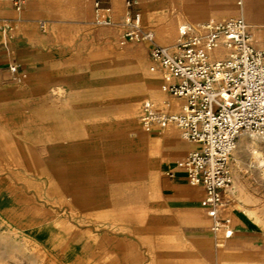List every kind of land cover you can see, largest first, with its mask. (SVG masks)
Segmentation results:
<instances>
[{"label":"rangeland","instance_id":"1","mask_svg":"<svg viewBox=\"0 0 264 264\" xmlns=\"http://www.w3.org/2000/svg\"><path fill=\"white\" fill-rule=\"evenodd\" d=\"M15 1L0 0V264H264V138L260 163L255 149L230 159L220 216L234 235L220 240L203 188L169 175L196 145L175 125H141L143 101L155 102L148 82L165 96L157 105L184 101L149 70L151 43L121 44L127 0H106L109 25L93 0H21L20 11ZM135 1L163 46L212 19L264 25V0ZM163 31H176L171 44ZM243 223L259 243L237 236Z\"/></svg>","mask_w":264,"mask_h":264},{"label":"built area","instance_id":"2","mask_svg":"<svg viewBox=\"0 0 264 264\" xmlns=\"http://www.w3.org/2000/svg\"><path fill=\"white\" fill-rule=\"evenodd\" d=\"M93 2L96 23L109 25L107 1ZM22 5L23 1H15L18 11ZM122 26L121 44L151 43L149 70L161 72L164 93L184 101L176 112L170 103L161 107L144 100L140 115L143 129L155 133L173 124L184 140L196 145L176 162V170L169 175L182 173L191 186L202 187L205 196L201 205L212 219L211 230L220 240L232 238L233 229L220 216L233 184L230 159L242 133L264 138V42L258 35L264 25H252L243 17L212 19L180 28L171 49L154 43L153 33L142 26L137 1L127 0ZM7 69L17 77L18 64L10 63Z\"/></svg>","mask_w":264,"mask_h":264},{"label":"bare ground","instance_id":"3","mask_svg":"<svg viewBox=\"0 0 264 264\" xmlns=\"http://www.w3.org/2000/svg\"><path fill=\"white\" fill-rule=\"evenodd\" d=\"M115 3H116V9H118V6H119V2L116 0L115 1ZM240 3V2H239ZM240 4H242V3H240ZM242 11H243V13H244V5L242 6ZM179 22V21H178ZM186 27V26H185ZM184 28V27H183ZM175 32L176 31H163V34H162V36L163 37H161V38H163L164 40H165V42L166 43H170V41L171 40H173L174 38H175ZM171 44V43H170ZM167 47H169V48H171V49H174V47H173V45H171V46H167ZM218 55L220 54V55H223L224 53L223 52H216ZM158 83V82H157ZM148 87V89L150 90V91H152V94H151V96H152V98H154V100H155V102L157 101V102H159V103H166V99H165V96L164 95H162V94H158V93H155L154 91H153V85L151 84V82H148V85H147ZM155 86V85H154ZM158 86V85H157ZM171 104V107H172V109H176L178 106H179V103H170ZM182 108V107H181ZM130 122H131V126L132 127H136L137 126V120L134 118V117H130ZM173 125V124H172ZM130 126V127H131ZM245 133H249L250 134V136L252 137V140L250 141V142H247V141H245L244 140V138H243V135L245 134ZM168 134H169V136L170 137H172V138H176L177 137V132L175 131V129H173V128H170V129H168ZM259 136V135H258ZM257 136V134H255V133H251V132H244V133H242L240 136H239V138H238V140H237V142H236V146H235V149H234V151H233V154L232 155H236V156H238V155H240L241 153H243L244 151H250L251 152V150L252 149H255V150H257L255 153H252V155H253V157L257 160V161H259V156H258V153H259V151H258V149L260 148V147H262V145L260 144V142H262L261 140L259 141L258 139H259V137ZM176 141H177V139H176ZM252 152H254L253 150H252ZM245 153V152H244ZM262 153V152H261ZM239 159V158H238ZM260 161H261V157H260ZM260 161H259V163H260ZM236 188H238L241 192H243V188H242V186H239L237 183H236ZM17 247V246H16ZM24 249V248H23ZM21 251V250H20ZM25 253V252H24ZM14 256H16V255H14Z\"/></svg>","mask_w":264,"mask_h":264},{"label":"crops","instance_id":"4","mask_svg":"<svg viewBox=\"0 0 264 264\" xmlns=\"http://www.w3.org/2000/svg\"><path fill=\"white\" fill-rule=\"evenodd\" d=\"M0 10H1V9H0ZM0 20H4V16L1 15V11H0ZM0 65H2V64L0 63ZM182 105H183V104L180 103L179 110H181ZM179 110H178V111H179ZM195 148H196V147H195ZM195 148H194V149H195ZM194 149H193V150H194ZM172 181H173L176 185L179 184V183L175 182V179H172ZM188 184H189V183H188ZM189 185H190V184H189ZM190 186H191V185H190ZM243 225H244L245 228H244V229H239L238 232H237V236H239L240 238L243 237V236L246 237V238H248V236H250V235H254L255 237L253 238V242H252V243H254V244H255V243H259L258 240H257V238H256L255 233H254V234H251V233H249V232H245L244 230H246L247 227H246V224H245V223H243ZM250 240H251V239H250ZM239 241H241V240H239Z\"/></svg>","mask_w":264,"mask_h":264}]
</instances>
